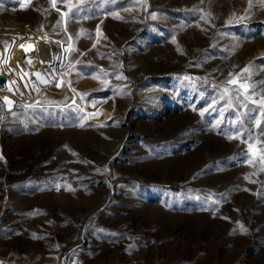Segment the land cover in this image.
Segmentation results:
<instances>
[{
  "label": "rangeland",
  "instance_id": "1",
  "mask_svg": "<svg viewBox=\"0 0 264 264\" xmlns=\"http://www.w3.org/2000/svg\"><path fill=\"white\" fill-rule=\"evenodd\" d=\"M22 25L50 62L0 97V264H264V0H0Z\"/></svg>",
  "mask_w": 264,
  "mask_h": 264
},
{
  "label": "bare ground",
  "instance_id": "2",
  "mask_svg": "<svg viewBox=\"0 0 264 264\" xmlns=\"http://www.w3.org/2000/svg\"><path fill=\"white\" fill-rule=\"evenodd\" d=\"M16 20L9 19L6 22L7 27H15L13 22ZM21 28L23 29L15 35H0V77L6 79L4 85L0 84V97H8L13 103L25 100V97L26 102L39 103L38 96L41 90L37 85L43 77L45 78L50 61L41 51L35 49L41 46L42 39L32 34L28 25H22ZM29 45L32 47L29 48ZM37 72L41 74L40 78L35 75ZM62 79L68 82V79L63 77L60 81Z\"/></svg>",
  "mask_w": 264,
  "mask_h": 264
},
{
  "label": "snow or ice",
  "instance_id": "3",
  "mask_svg": "<svg viewBox=\"0 0 264 264\" xmlns=\"http://www.w3.org/2000/svg\"><path fill=\"white\" fill-rule=\"evenodd\" d=\"M21 3H22V5H23L24 0H21ZM51 3H52V6L55 8V7H56V0H51ZM248 4H249V8H251V6H252V0H248ZM57 10L59 11V9H57ZM63 15L67 16L68 13H64ZM73 15H74V14H73ZM152 18L155 19V16H153ZM58 23H60V22L58 21ZM21 47H23V45H21ZM31 47H32V46L29 45V48H31ZM5 62H7V61H5ZM28 62L31 63L30 60H29ZM42 63H43V62H42ZM53 71H54V70H53ZM243 71H248V69L246 68V69H244ZM35 75H36L38 78L41 77V74H40L39 72H37ZM229 82L235 84V83H236V80L234 79V80H231V81H229ZM261 83H264V82H261ZM55 86L60 87L61 85H60L59 83H57ZM25 87H27V84L25 85ZM247 87H248L247 85H243V84L238 85V88H243L245 91H247ZM73 90H74V89H73ZM74 91H75V90H74ZM225 92H228V89H227V88L225 89ZM237 94H239V92H238ZM88 95H90V94H88ZM3 99H4V103L7 104V105L11 106V105L13 104V101L9 100L8 97H4ZM245 99H251V97H249V96H245ZM255 102H256V101H253V103H255ZM261 104L264 105V100L261 101ZM201 114H202V113H201ZM229 138L231 139V138H233V137H229ZM242 142H246V143H247V141H242ZM247 147H248L249 150H251V149H252V144H251V143H247ZM246 155H247V153H246ZM260 159H261L262 162H264V150H262V152H261V157H260ZM248 162H249V163H252L251 160H249ZM262 170H264V169H262Z\"/></svg>",
  "mask_w": 264,
  "mask_h": 264
},
{
  "label": "water",
  "instance_id": "4",
  "mask_svg": "<svg viewBox=\"0 0 264 264\" xmlns=\"http://www.w3.org/2000/svg\"><path fill=\"white\" fill-rule=\"evenodd\" d=\"M5 81L4 77H0V84H3Z\"/></svg>",
  "mask_w": 264,
  "mask_h": 264
}]
</instances>
